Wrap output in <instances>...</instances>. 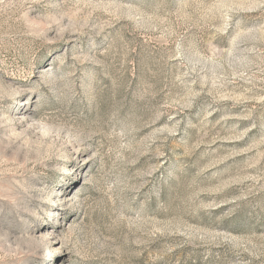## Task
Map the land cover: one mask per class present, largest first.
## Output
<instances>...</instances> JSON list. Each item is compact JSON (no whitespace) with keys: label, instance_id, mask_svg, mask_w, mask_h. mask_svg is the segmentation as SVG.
I'll return each instance as SVG.
<instances>
[{"label":"rangeland","instance_id":"1","mask_svg":"<svg viewBox=\"0 0 264 264\" xmlns=\"http://www.w3.org/2000/svg\"><path fill=\"white\" fill-rule=\"evenodd\" d=\"M0 264H264V0H0Z\"/></svg>","mask_w":264,"mask_h":264}]
</instances>
